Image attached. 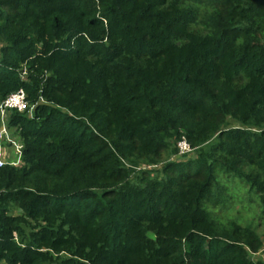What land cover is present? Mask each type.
<instances>
[{
  "label": "trees",
  "instance_id": "obj_1",
  "mask_svg": "<svg viewBox=\"0 0 264 264\" xmlns=\"http://www.w3.org/2000/svg\"><path fill=\"white\" fill-rule=\"evenodd\" d=\"M0 42V264H264L217 213L264 216V0H0Z\"/></svg>",
  "mask_w": 264,
  "mask_h": 264
},
{
  "label": "built area",
  "instance_id": "obj_2",
  "mask_svg": "<svg viewBox=\"0 0 264 264\" xmlns=\"http://www.w3.org/2000/svg\"><path fill=\"white\" fill-rule=\"evenodd\" d=\"M28 106L27 94L22 89L9 95L0 103V167L7 164L14 167L23 165V144L16 139L19 138L18 135L14 137L13 129L9 127V118L13 112L24 113L27 111ZM178 149V155H186L193 152L186 139H182L178 143ZM1 264L6 263L3 262Z\"/></svg>",
  "mask_w": 264,
  "mask_h": 264
},
{
  "label": "rangeland",
  "instance_id": "obj_3",
  "mask_svg": "<svg viewBox=\"0 0 264 264\" xmlns=\"http://www.w3.org/2000/svg\"><path fill=\"white\" fill-rule=\"evenodd\" d=\"M2 46H3V44L0 42V50H1ZM231 124H232V126H237V125L239 126V124L234 122V121H231ZM12 133H13L14 137L17 135L16 131L14 129L12 130ZM16 139L19 141V138H16ZM184 156H189L191 158H194L195 154L193 152L190 154H186V155L180 154V155H177L173 158L163 156L160 164L155 165V166H149V165L142 164L137 169V171L138 172L139 171L146 172V171L158 170V174L160 176L161 170H162L165 163L173 161V160L174 161H176V160L181 161L183 159H189V157L185 158ZM160 177H162V176H160ZM247 190L248 189H246V191ZM246 191L241 192L239 196L240 197L241 196L247 197V198H245V199H247L245 202V206L247 207L248 206V195L246 194ZM238 201H239V199L236 200L235 198L233 200L230 199L229 201H226V203H224V205L218 206L217 213L219 215H221L222 220H235V221L241 223L242 225H251L254 228V230H256V232L260 235V237L264 240V216L263 215L261 216V213H260L261 210L258 207H256L257 205L255 204V207H254L255 211L253 213H250L248 211V209L244 208L243 207L244 205H242ZM252 258L255 261L264 259V257L260 254H257V255L253 254Z\"/></svg>",
  "mask_w": 264,
  "mask_h": 264
}]
</instances>
